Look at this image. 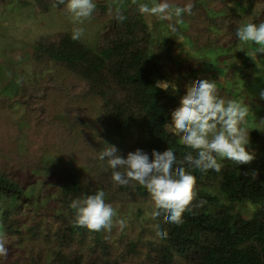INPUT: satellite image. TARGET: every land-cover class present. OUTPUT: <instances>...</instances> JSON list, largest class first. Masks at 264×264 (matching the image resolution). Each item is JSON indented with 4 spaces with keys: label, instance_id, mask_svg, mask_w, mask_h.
I'll return each instance as SVG.
<instances>
[{
    "label": "trees",
    "instance_id": "16d2710c",
    "mask_svg": "<svg viewBox=\"0 0 264 264\" xmlns=\"http://www.w3.org/2000/svg\"><path fill=\"white\" fill-rule=\"evenodd\" d=\"M229 1H217L215 14H212L210 5H204L200 0H172L170 4L181 7L192 3L194 14H185L182 22L175 19L163 22L171 34L190 40L189 43L198 52L226 43L225 39L211 33V27L226 35L231 34L229 43L236 45L239 40L235 31L239 26L264 22V15L261 14V11L264 12V0H238L232 4ZM53 2L19 0V3L31 5L42 13L64 6L53 8ZM109 5L113 7L111 14ZM113 5L99 4L93 15L95 20L103 19L101 45L90 46L80 40L74 41L72 31L63 34L55 43L44 39L36 43L38 62L55 61L87 86L83 93L64 95L60 105L68 113L73 104L86 106L91 114L92 130L73 121L77 138L96 134L100 140L91 150L85 148L87 157L83 159L81 172L67 168L58 176L55 204L50 208V215L55 221L49 222L45 217L40 224L41 230L22 229L20 213L23 206L32 201V196L22 186L14 168L16 166L21 171V158L12 152L15 159L9 161L14 164H6L5 168L0 161V234L7 238L8 254L14 238L19 237L23 242L32 245L41 243L44 247V254L41 251L36 255L31 253L28 260L16 259L12 264H127L130 260H136L138 264H264V145L257 142L264 135L262 100L246 105L252 116L248 123L251 143L247 150L255 154V159L242 165L222 160L220 172L210 170L205 174L193 170L199 189L197 204L201 201L203 204L193 212H186L181 225L165 222L163 215L155 219L152 216L149 229L154 234L153 240L144 239L143 234L128 241L118 239L120 246L117 248L107 240V232L91 233L85 228L73 226L75 212L69 207L72 200L95 194L98 190L106 193L105 200L113 207L115 200L122 196L131 197L132 201L150 199L147 190L136 182L127 187L113 183L112 170L106 161L98 159L99 152L104 148L115 146L125 158L137 149L148 153L150 158L153 150L163 152L168 148H172L178 158L189 152L195 155L192 149L179 142L178 137L164 131L163 124L170 121L171 112L180 106L186 86L198 80L199 74L204 71L192 59L183 63L173 61L172 56L167 55L171 48L166 38V48L161 45L165 53L155 54L153 48L157 39L145 15L138 12L131 0H124L118 6L125 19L119 21L115 12L117 6ZM170 25L176 27L175 33ZM212 35L216 39H212ZM161 58L169 60L176 69L172 71L169 66V72L164 70L158 63ZM185 63L189 65L188 70L183 69ZM220 68L229 70L230 64ZM176 70L177 76L172 81L168 80L167 75ZM236 70L248 74L249 67L246 69L243 63H236L230 71L233 73ZM165 80L175 84L178 91L174 92L171 87L167 91L156 87L158 81ZM47 88L50 92L56 90L50 85ZM23 91L27 98L22 102L26 105L29 100L26 105L29 110L32 103L38 101V92L26 88ZM59 119L67 123L65 116H59ZM255 143H258L257 148ZM28 171L31 169L28 168ZM78 175L83 181H79ZM249 204L254 207L253 210L247 207ZM157 224L167 230V238L156 237ZM76 244L87 251L75 252ZM101 259L104 260L101 262Z\"/></svg>",
    "mask_w": 264,
    "mask_h": 264
},
{
    "label": "rangeland",
    "instance_id": "374dc122",
    "mask_svg": "<svg viewBox=\"0 0 264 264\" xmlns=\"http://www.w3.org/2000/svg\"><path fill=\"white\" fill-rule=\"evenodd\" d=\"M200 1L204 2V5H210V11L215 14L216 3L219 0ZM237 1L230 0L229 3ZM94 2L96 5L113 3V6H118L124 0H94ZM139 2L150 4L154 0H139ZM167 2L173 3L172 0ZM256 7L259 5L256 4ZM261 14L264 15V12L261 11ZM145 17L157 39L153 48L155 54L165 53L162 46L166 48L168 45L164 42L166 38L171 48V51H167V55L170 54L173 61L181 63L187 59L195 60L196 66L204 71L200 73L199 79L215 81L220 91L225 87L222 96L229 97L226 100L233 99L244 105L254 101L256 103L257 100L264 101L260 98V93L264 91V56L258 55L256 62L253 61L244 51L252 46L240 41L236 45L229 43L231 34L226 35L221 30L211 27V33H214L215 37L219 35L221 39L226 40V43L221 47L205 48L204 52L196 53L191 50L194 48L189 43L191 41L183 36L179 40L177 36L171 34L163 20L151 15ZM101 20L103 19L92 18L80 25L69 19L65 5L50 13H42L31 5L19 3V0H0V148H2L0 161L5 168L6 164H14L15 158L12 152L21 158L23 164L21 171L16 166L14 168L22 186L32 196V201L23 206L20 213L23 230L29 228L41 230L40 224L45 217L49 222L55 221L50 215L52 214L50 208L55 204L58 176L67 168L81 172L83 159L87 157L85 148L91 150L100 140L96 134L77 138L78 132L73 128V121L89 131L92 130L91 114L86 106L73 104L69 108L70 117L68 111L63 110L60 105L64 95L83 93L87 86L55 61L38 62L36 43L42 39L58 42L63 34L73 31L74 27H83L85 35L80 41L90 46L101 45L104 33ZM215 37L212 35V39H216ZM158 63L168 72L169 66L172 71L176 69L169 60L161 58ZM186 63L183 69L188 70L189 65ZM236 63H243V68L246 69L249 67L248 74H241L239 70L231 73L230 68ZM229 64V70L220 68L221 65L224 67ZM228 71L230 75L227 76ZM183 74H185L184 70ZM167 76L169 77L166 78L172 81L177 76V70ZM168 80L165 81L172 84ZM48 85L56 90L50 92ZM24 88L36 89L38 92V101L33 102L29 110L26 107L29 100L26 105L22 102L27 98ZM59 116H65L67 123H62ZM247 120L248 123L252 120L250 114ZM257 142L264 145V135ZM258 143L254 144L256 148ZM28 168L31 171H28ZM78 178L79 181H83L79 175ZM247 207L254 209L251 204ZM114 209L118 213V218L126 221L125 227L116 225L110 233L107 232V240L113 242L114 248L120 246L118 239L128 241L141 234L144 235V239H154V234L149 229L152 226L151 218L155 210L151 199L132 201L131 197L122 196L121 199L115 200ZM73 250L78 253L87 251L85 247L77 244ZM40 251L44 254L41 243L32 245L23 242L20 237L14 238L8 257L0 256V264H12L16 259L28 260L31 253L36 255ZM103 260L101 259V262ZM127 264L138 263L136 260H130Z\"/></svg>",
    "mask_w": 264,
    "mask_h": 264
},
{
    "label": "clouds",
    "instance_id": "9594fccd",
    "mask_svg": "<svg viewBox=\"0 0 264 264\" xmlns=\"http://www.w3.org/2000/svg\"><path fill=\"white\" fill-rule=\"evenodd\" d=\"M131 2L141 15L155 16L161 21L175 19L182 22L185 14H194L192 3L181 7L167 0H154L151 4L139 0ZM59 5H65L69 19L80 25L91 20L97 10L94 0H54L52 3L53 8ZM108 11L112 13V5H109ZM115 12L117 20L125 19L119 6ZM170 28L173 33L177 31L175 26L170 25ZM84 35L83 27L73 28L74 41L81 40ZM236 37L240 42L252 46L244 51L253 61L256 62L258 55L264 56V22L239 26ZM191 50L202 53L194 48ZM156 87L165 91L171 87L174 92L178 91L175 84L170 85L166 81H158ZM222 95L215 81L194 80L186 86V94L181 97L180 106L171 112L170 121L163 124L164 131L178 137L179 142L192 149L195 155L189 152L178 158L173 149L168 148L163 152L153 150L150 158L148 153L137 149L129 152L125 158L111 145L99 152L98 159L106 161L112 170L111 179L115 185L127 187L136 182L147 190L155 209L154 219L163 215L165 222L181 225L186 212H193L196 207L202 206V201L197 204L199 189L193 170L205 174L210 170L220 172L222 160L242 165L250 164L255 159V154L247 150L251 143L247 120L249 108L236 100H226ZM260 98L264 99V91L260 93ZM105 197L106 193L98 190L95 194L72 200L69 207L75 212L73 226L85 228L91 233H110L116 225L125 227L126 221L118 218L116 209L106 202ZM155 231L158 238L168 236L167 230L161 229L158 224ZM6 244V236L0 234V256H7Z\"/></svg>",
    "mask_w": 264,
    "mask_h": 264
}]
</instances>
